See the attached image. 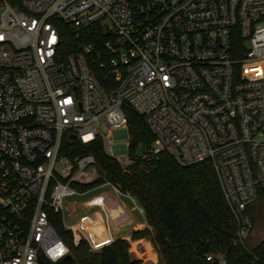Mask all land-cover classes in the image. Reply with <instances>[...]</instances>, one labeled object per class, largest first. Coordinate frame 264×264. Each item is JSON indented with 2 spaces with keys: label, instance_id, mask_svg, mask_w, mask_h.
Instances as JSON below:
<instances>
[{
  "label": "built area",
  "instance_id": "built-area-1",
  "mask_svg": "<svg viewBox=\"0 0 264 264\" xmlns=\"http://www.w3.org/2000/svg\"><path fill=\"white\" fill-rule=\"evenodd\" d=\"M57 22L96 42L62 56ZM126 107L154 138L141 158L211 164L237 223L233 243L246 244L247 207L264 195V0H0V264L69 255L50 213L74 245L115 241L105 200L133 199L105 183L111 193L81 203L103 214L67 225L66 202L99 188L75 185L98 174L93 156L72 161L61 149L99 140L130 165Z\"/></svg>",
  "mask_w": 264,
  "mask_h": 264
},
{
  "label": "trees",
  "instance_id": "trees-1",
  "mask_svg": "<svg viewBox=\"0 0 264 264\" xmlns=\"http://www.w3.org/2000/svg\"><path fill=\"white\" fill-rule=\"evenodd\" d=\"M62 56L76 53L97 36L87 32L76 37L71 27L57 22ZM132 163L123 167L105 154L101 141L90 144L79 141L63 142L61 154L75 161L91 155L95 159L97 177L94 181L75 185L79 192H88L109 183L122 194L134 199L143 210L147 227L133 231L130 239L148 237L160 264H264V241L254 247L234 245L237 223L222 195L218 179L209 162L191 166L178 164L167 153L150 160L136 158L139 144L145 150L154 141L142 116L126 107ZM252 228L264 221V195L261 191L255 202L247 207ZM49 221L69 249L70 259L56 263L42 260L41 264H140L128 254L129 241L117 239L100 251L92 252L85 241L74 245L71 232L65 230L61 216L49 214ZM131 252L139 256L135 248ZM211 254L214 259L207 261Z\"/></svg>",
  "mask_w": 264,
  "mask_h": 264
},
{
  "label": "rangeland",
  "instance_id": "rangeland-1",
  "mask_svg": "<svg viewBox=\"0 0 264 264\" xmlns=\"http://www.w3.org/2000/svg\"><path fill=\"white\" fill-rule=\"evenodd\" d=\"M102 192L111 193V188L102 186V187L97 188V190H95L91 194H87V195H84L82 197H75L71 201L74 200L76 202V205H72L70 200L68 202H66L65 218H66L67 225H72L73 223H75L79 219V217L81 215H83L85 213H93V212L97 211V212H100L101 214H103L99 208H93V209L89 208L88 209V208H85L81 205L82 202H84L85 200L90 198L92 195H97V194H100ZM107 199L108 198H106V200ZM117 200H118L120 205L118 203H115L116 204L115 207L121 206L122 209H124V207L121 203L123 201L127 209H124L123 213L118 214L116 216L117 218H115V221L113 220V218H111L109 216V213H107L108 216L103 217V218H105V220L108 221L109 224L114 223V229L111 226V231H112L113 237L114 238H123V239L129 241L128 254H129V257L132 261L138 260V261H140V264H160L156 250L154 249V247H153V245L150 242L148 237L137 240V241H133L130 239L131 234H132V232H131L132 226L136 227L135 230L137 231V230H142L141 224L142 225L146 224L144 217L137 210L139 207L138 203L134 199H133L134 202H132V200L126 199L123 197L121 198L122 201H119L120 199H117ZM110 209H111V207H110ZM113 216H115V215H113ZM131 219L133 220L132 226L122 225V224H125L126 222L130 221ZM117 222H118V224H117ZM146 227H147V225H146ZM129 233H130V235H127ZM124 235H126V237H122ZM263 241H264V221H260L250 231L248 238H247V243L250 246L254 247L258 243L263 242ZM132 244H133V247L135 248V250L137 251L138 255H140V256H136L134 254V252H131ZM138 244H139V246H137Z\"/></svg>",
  "mask_w": 264,
  "mask_h": 264
},
{
  "label": "crops",
  "instance_id": "crops-1",
  "mask_svg": "<svg viewBox=\"0 0 264 264\" xmlns=\"http://www.w3.org/2000/svg\"><path fill=\"white\" fill-rule=\"evenodd\" d=\"M112 198H114V199H112V201H111V199H107L106 201H105V203H106V208H107V210H109V213H110V216H113V215H115V217L118 215V214H120V213H123V211H124V209H127L126 208V206H125V208L124 209H122V208H118V209H115V210H113V208L115 207V203H118L119 204V202H118V200H117V198H115V197H112ZM111 201V202H110ZM110 207H111V209H110ZM114 217V216H113ZM113 220H115V219H113ZM132 219L130 220V221H128V222H126L125 224H122V225H129V226H132ZM114 222V221H113ZM113 227V229H114V223H112V224H110V227ZM141 228L143 229L144 227H146V224H144V225H142L141 224ZM136 229V227H134V226H132V229H131V232H133V231H136L135 230ZM133 230V231H132ZM127 235H130V233L129 234H127ZM122 237H126V235H124V236H122ZM117 239H123V238H115V240H117ZM150 244V243H149ZM140 256V255H139Z\"/></svg>",
  "mask_w": 264,
  "mask_h": 264
},
{
  "label": "water",
  "instance_id": "water-1",
  "mask_svg": "<svg viewBox=\"0 0 264 264\" xmlns=\"http://www.w3.org/2000/svg\"><path fill=\"white\" fill-rule=\"evenodd\" d=\"M69 139H70V140H74V139H75L74 135H70V136H69ZM142 155H143V145H142V144H139V145L137 146L135 152H134V156H135L136 158H141ZM68 259H70V255H67V256H65V257L63 258V260H68Z\"/></svg>",
  "mask_w": 264,
  "mask_h": 264
},
{
  "label": "bare ground",
  "instance_id": "bare-ground-1",
  "mask_svg": "<svg viewBox=\"0 0 264 264\" xmlns=\"http://www.w3.org/2000/svg\"><path fill=\"white\" fill-rule=\"evenodd\" d=\"M93 201H94V203H101L99 199H94ZM111 217H112L113 219L117 218V217H115V216H114V217L111 216ZM114 221H115V220H114ZM117 224H118V222H117Z\"/></svg>",
  "mask_w": 264,
  "mask_h": 264
}]
</instances>
